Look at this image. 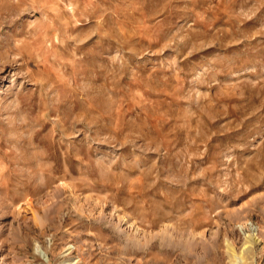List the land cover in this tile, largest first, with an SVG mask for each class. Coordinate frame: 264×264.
<instances>
[{
  "label": "rangeland",
  "instance_id": "374dc122",
  "mask_svg": "<svg viewBox=\"0 0 264 264\" xmlns=\"http://www.w3.org/2000/svg\"><path fill=\"white\" fill-rule=\"evenodd\" d=\"M0 264H264V0H0Z\"/></svg>",
  "mask_w": 264,
  "mask_h": 264
},
{
  "label": "bare ground",
  "instance_id": "6f19581e",
  "mask_svg": "<svg viewBox=\"0 0 264 264\" xmlns=\"http://www.w3.org/2000/svg\"><path fill=\"white\" fill-rule=\"evenodd\" d=\"M248 240H249V239H248ZM254 240H255V239H254ZM249 241L251 242V241H253V240L251 239V240H249ZM254 242H256V241H254ZM248 243H249V242H248ZM249 248H250V247H249ZM248 250H250V249H248ZM251 251H252V250H251Z\"/></svg>",
  "mask_w": 264,
  "mask_h": 264
}]
</instances>
